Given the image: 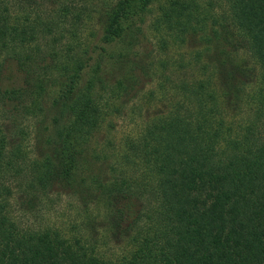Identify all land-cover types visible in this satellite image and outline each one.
<instances>
[{
	"label": "trees",
	"instance_id": "trees-1",
	"mask_svg": "<svg viewBox=\"0 0 264 264\" xmlns=\"http://www.w3.org/2000/svg\"><path fill=\"white\" fill-rule=\"evenodd\" d=\"M160 1V47L197 36L202 51L177 68L199 75L162 76L167 110L124 139L103 179L89 142L147 76L136 49ZM217 1L220 22L180 0H0V264H264V0ZM237 48L250 68H228ZM209 49L221 60L207 76ZM25 116L39 155L23 147ZM55 183L89 198L84 215L103 209L117 252L85 224H43Z\"/></svg>",
	"mask_w": 264,
	"mask_h": 264
},
{
	"label": "rangeland",
	"instance_id": "rangeland-1",
	"mask_svg": "<svg viewBox=\"0 0 264 264\" xmlns=\"http://www.w3.org/2000/svg\"><path fill=\"white\" fill-rule=\"evenodd\" d=\"M186 2L194 7L195 18L201 20L204 18V12L209 6V19L220 22V7L218 8V1L216 0H180ZM164 5V1H160L151 5L149 14L145 19L144 35L146 37L145 43L138 46L136 49V55L138 62L143 68H149L147 76L140 79L138 85L135 88L134 97H124L119 101H113V105L119 107L120 113L106 115V120L100 126V130L96 132L93 138L89 142L88 152L92 155H98L100 162L98 167L101 173L106 174L108 172V166L113 163V157L115 152L121 147L124 139L127 136L132 135L137 131L147 120H150L156 115L162 114L168 108L171 102L173 93L168 90L167 83L162 84V89L158 87V82L162 81V76H167L173 81L187 80L191 77L199 75L198 71H188L187 69H178V65H184L186 61H189L193 55L202 51V43L197 36H186L185 40L177 43L171 41L166 46L167 49L163 51L158 43L160 38L164 37L161 30L155 31L153 29L154 20ZM212 9V10H211ZM213 16V18L211 17ZM211 17V18H210ZM216 21V22H217ZM100 23L99 16L96 19L88 23L85 32H89L91 29L98 28ZM206 23V22H205ZM208 23V22H207ZM206 26V33H209L211 27L209 24ZM236 53L231 55V61L227 64L228 68H238L239 66H245L250 68L249 59L244 51L237 48ZM233 53V52H231ZM216 52L208 50L201 54L199 57L201 65H207V76H210L213 63L221 60V56L217 57ZM217 57V59H216ZM160 63H166L165 71L161 70ZM214 68V67H213ZM160 72H163L161 75ZM218 72H215V79L219 77ZM251 75V72H249ZM238 75L237 69L235 77L249 78L247 73H241ZM214 78V75H213ZM246 80V79H242ZM219 80H216V85ZM120 104V105H119ZM44 106V105H43ZM36 121L31 116H25L20 119L17 124L26 132L23 136V147L26 151H29L30 156L39 155V147L35 144L34 138L36 134L32 133L34 126L36 129ZM30 147L31 150H30ZM109 174V173H108ZM106 176H103V179ZM49 199L45 205V212L43 217V224L48 226H57L64 231H69L72 225L85 224L87 228H81V234L86 238H99L100 250L107 254L115 253L120 248V242L114 241L113 237L106 233L105 217L100 206L89 204L88 213L83 212L82 204L88 202L89 198L86 196H76L73 192L66 187H61L60 184L55 183L51 188L48 195ZM96 208V209H95ZM118 245V246H117ZM119 247V248H118ZM106 254V255H107Z\"/></svg>",
	"mask_w": 264,
	"mask_h": 264
}]
</instances>
